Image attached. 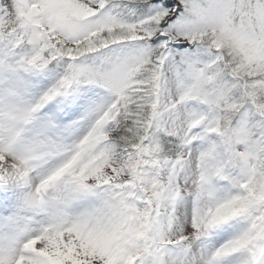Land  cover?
Segmentation results:
<instances>
[{"label": "snow or ice", "instance_id": "6c2138e0", "mask_svg": "<svg viewBox=\"0 0 264 264\" xmlns=\"http://www.w3.org/2000/svg\"><path fill=\"white\" fill-rule=\"evenodd\" d=\"M0 264H264V0H0Z\"/></svg>", "mask_w": 264, "mask_h": 264}]
</instances>
